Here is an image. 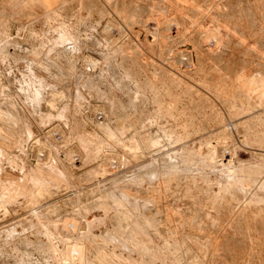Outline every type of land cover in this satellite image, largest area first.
<instances>
[{"label":"rangeland","instance_id":"rangeland-1","mask_svg":"<svg viewBox=\"0 0 264 264\" xmlns=\"http://www.w3.org/2000/svg\"><path fill=\"white\" fill-rule=\"evenodd\" d=\"M0 185V264H264V0H0Z\"/></svg>","mask_w":264,"mask_h":264},{"label":"bare ground","instance_id":"bare-ground-1","mask_svg":"<svg viewBox=\"0 0 264 264\" xmlns=\"http://www.w3.org/2000/svg\"><path fill=\"white\" fill-rule=\"evenodd\" d=\"M175 21H176V20H175ZM167 23H168V22H167ZM174 23H176V22H174ZM171 24H172V22H171ZM164 25H165V24H164ZM168 25H169V24H168ZM175 26H176V25H175ZM196 26H197V25H196ZM108 27H109V26H108ZM165 27H166V26H165ZM165 27H164V28H165ZM167 27L169 28V26H167ZM201 28H202V27H201ZM167 30H168V29H167ZM213 30H214V29H213ZM217 31H218V30H217ZM203 33H204V32H203ZM203 33H202V34H203ZM218 33H219V31H218ZM208 34H209V33H208ZM210 35H211V33L209 34V36H210ZM213 35H214V37H215V34H213ZM217 35H218V34H217ZM206 36H207V34H206ZM219 36H220V35H219ZM219 36H218V37H219ZM207 37H208V36H207ZM207 37H206V38H207ZM206 38H205V39H206ZM209 39H210V38H209ZM217 39H218V38H217ZM206 40H207V39H206ZM215 42H217V41L215 40ZM215 42H214V44H215ZM219 43H220V41H219ZM185 51H186V50H185ZM177 52H179V51H177ZM171 53H172V52H171ZM174 53H175V52H174ZM179 54H180V53H179ZM187 54H189V53H187ZM176 55H177V54H176ZM181 55H182V54H181ZM181 55H180V56H181ZM177 56H178V55H177ZM186 56H187V55H186ZM182 57H183V56H182ZM184 57H185V56H184ZM189 57H190V56H189ZM189 57H188V58H189ZM168 58H169V57H168ZM177 58H178V57H177ZM185 59L187 60V58H184V60H185ZM190 59H191V58H190ZM181 60H182V59H181ZM174 61H175V60H174ZM174 61H172V62H174ZM175 62H176V61H175ZM189 62H190V61H189ZM177 64H178V63H177ZM176 67H177V66H176ZM93 69H94V68H93ZM205 94H206V93H205ZM50 102H51V101H50ZM48 103H49V101H48ZM102 110H103V109H102ZM102 110H101V112H102ZM35 138H36V137H35ZM133 138H134V137H133ZM34 141H35V140H34ZM45 141H46V140H45ZM36 143H37V142H36ZM36 143H35V144H36ZM32 146H33V145H32ZM35 147H36V146H35ZM35 147H34V148H35ZM38 147H39V146H38ZM83 147H84V146H83ZM32 148H33V147H32ZM36 149H37V148H35V151H36ZM38 149H39V148H38ZM100 149H102V148H100ZM42 150H43V149H42ZM29 151H30V150H29ZM35 151H34V154H35ZM46 151H47V150H46ZM59 151H60V150H59ZM99 151H100V150H99ZM99 151L97 152V150H96L97 153H99ZM39 152H40V151H39ZM39 152H38V150H37V153H36V154H38ZM43 152H44V150H43ZM32 153H33V152H32ZM45 153H46V152H45ZM102 153H103V151H102ZM36 154H35V155H36ZM39 154H41V153H39ZM39 154L37 155V157L40 156ZM100 154H101V153H100ZM104 154H105V152H104ZM49 155H50V154H49ZM32 156H34V155L32 154ZM95 156H96V155H95ZM37 157H35L36 159H34V160H35L34 162L36 163L37 167H38V164H42V163H43V165H46V164L48 163V162H47V163H46V162L39 163V162H38L39 157H38V158H37ZM66 157H67V156H66ZM47 160H49V159H45V161H47ZM59 161H60V160H59ZM55 162H56V161H55ZM52 163H53V162H52ZM54 165H55V164H54ZM34 166H35V164H33V167H34ZM35 167H36V166H35ZM43 167H44V166H43ZM51 170H52V168L50 169V171H51ZM47 171H48L47 169H44V171L42 170L41 172L44 173V172H47ZM51 172H52V171H51ZM56 175H57V174H56ZM12 182H13V181H12ZM48 183H49V182H48ZM2 184H3V183H2ZM0 186H2V185H0ZM5 186H6V185H5ZM15 186H16V185H15ZM69 186H70V185H69ZM7 187H8V186H7ZM16 189H17V188H16ZM1 191H2V190H1V188H0V192H1ZM3 192H4V191H3ZM19 192H20V191H19ZM1 193H2V192H1ZM13 198H14V197H13Z\"/></svg>","mask_w":264,"mask_h":264}]
</instances>
